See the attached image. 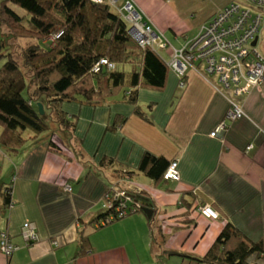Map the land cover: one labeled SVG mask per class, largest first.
Wrapping results in <instances>:
<instances>
[{"label":"crops","instance_id":"1","mask_svg":"<svg viewBox=\"0 0 264 264\" xmlns=\"http://www.w3.org/2000/svg\"><path fill=\"white\" fill-rule=\"evenodd\" d=\"M136 2L172 45L170 54L194 38L195 30L173 8L164 6L163 13L162 0L159 14L150 7L156 0ZM160 28H170L174 41ZM258 39L256 49L264 54V18ZM232 97L214 76L191 69L181 77L171 70L164 90L141 89L140 114L119 97L95 107L65 103L79 122L74 135L68 130L54 135L59 151L48 138L34 147L27 142L13 157L0 148V233L8 231L17 247L11 257L0 249V264H200L194 258L206 255L229 222L264 241V80L240 101L245 115L212 136ZM146 153L179 161L181 178L170 180L166 189L144 174L120 183L152 197L160 211L155 232L167 235L165 246L154 243L143 213L90 231L106 208L109 188H118L115 167L102 161L114 158L122 169L137 168ZM9 184L11 205L3 194ZM202 199L220 212L218 219L199 211ZM25 224L32 225L35 239L26 237ZM82 233L89 236L86 250ZM258 259L264 264V255Z\"/></svg>","mask_w":264,"mask_h":264},{"label":"trees","instance_id":"2","mask_svg":"<svg viewBox=\"0 0 264 264\" xmlns=\"http://www.w3.org/2000/svg\"><path fill=\"white\" fill-rule=\"evenodd\" d=\"M125 1L119 2L121 13L125 12ZM9 4L26 12L18 16L9 11ZM116 7L109 0H0V148L8 156L21 153L27 142L36 146L43 138H48L50 147L59 151L54 135L67 130L74 135L79 122L78 116L66 111L65 103L95 107L119 97L140 114L141 89L162 91L167 87L171 69L164 57L137 42L124 14ZM15 40L19 45H15ZM38 103H43L45 114L40 112ZM113 127L114 124L110 126ZM173 161L146 153L137 168L122 169L116 159H104L103 165L115 167L118 188L112 186L106 193V208L93 219L96 228L143 213V206L155 209L146 190H133L120 181L144 174L155 186L166 189L170 180L165 173ZM12 186L6 185L3 193L7 205L12 204ZM201 203L210 205L204 199ZM125 210L128 212L121 215ZM158 222V215L149 218L154 243L163 247L167 235L156 234L154 225ZM88 239V234L82 233L83 250L88 247ZM167 252L188 257L177 251ZM262 255L264 241L251 239L229 222L206 255L194 261L258 264Z\"/></svg>","mask_w":264,"mask_h":264},{"label":"built area","instance_id":"3","mask_svg":"<svg viewBox=\"0 0 264 264\" xmlns=\"http://www.w3.org/2000/svg\"><path fill=\"white\" fill-rule=\"evenodd\" d=\"M109 1L118 5L122 0ZM169 1H174L181 17L190 22L191 30L196 31L194 38L180 49H174L172 54L173 47L165 35L145 20L136 3L134 5L131 0H126L122 9L128 12L130 33L137 42L164 57L172 71L181 77H185L191 69L202 71L206 76L217 78L221 89L231 92L230 109L212 132V136H218L229 124L245 115L240 101L264 80V54L259 53L253 45L264 18V0ZM181 84L184 86L185 81H181ZM165 178H181L179 161L172 162ZM66 189L72 190V187L68 185ZM121 194L126 192L122 191ZM199 211L208 218L220 216L210 205L199 206ZM120 214L124 215L125 211ZM24 231L29 240L36 238L31 224H25ZM0 249L8 257L17 249L8 231L0 233Z\"/></svg>","mask_w":264,"mask_h":264},{"label":"rangeland","instance_id":"4","mask_svg":"<svg viewBox=\"0 0 264 264\" xmlns=\"http://www.w3.org/2000/svg\"><path fill=\"white\" fill-rule=\"evenodd\" d=\"M144 0H140V2L142 3ZM169 2V3H167V2ZM160 2H161V0H156V2H154L153 4H151V8L152 9H154L155 10V13H157V14H159L158 13V10L156 11V8H158L159 6H160ZM162 2L165 4V5H163L162 7L163 8H160V9H162L163 10V13H164V11H165V9H164V6H166L167 7V10H170L169 8H173V10H174V12H176V14H178L179 13V15H180V13L181 12H179V10H178V8H176V7H174L173 5H175L174 4V1H173V3L171 2V1H169V0H162ZM124 3H126V1L124 2ZM131 3H133L134 5H135V3L137 4V2H136V0H131ZM172 4V5H171ZM8 7H9V11H12L14 14H16V15H22V14H24L26 11L24 10V9H22L21 7H19L18 5H14V4H9L8 5ZM113 7V6H112ZM117 10L121 13V5L119 4V5H117ZM120 9V10H119ZM138 10L140 11V12H142V10L138 7ZM123 12V11H122ZM153 13H154V11H153ZM122 15L124 14V17H125V19H126V21L129 23V21H128V19H127V16H128V12H123V13H121ZM142 14L145 16V14L142 12ZM181 16V15H180ZM177 20L178 21H181L182 22V24L184 23L179 17H178V15H177ZM145 20H147L148 22H149V20L148 19H146L145 18ZM158 20H159V22L161 23V21H160V19H159V17H158ZM150 23V22H149ZM164 23H165V25H169V27H171V25H172V23L171 22H169V18H165L164 19ZM150 24H152V23H150ZM129 25H130V23H129ZM153 25V24H152ZM131 26V25H130ZM159 27V26H158ZM161 27H163V25H162V23H161ZM161 29V28H160ZM161 30H163V29H161ZM129 31H130V29H129ZM163 31H165V33H166V35L170 38V41H174V39H175V37H174V34H173V32H172V30L170 29V28H167V31L166 30H163ZM195 34H196V32L195 31H191L190 32V36L191 37H194L195 36ZM133 36V35H132ZM0 39H1V30H0ZM172 41V42H173ZM13 42H16L15 43V45L17 46V45H19V43H18V41L17 40H15V41H13ZM177 42V41H176ZM177 44V43H176ZM175 44V45H176ZM15 49V48H14ZM20 49V48H19ZM20 52V51H19ZM20 59L22 60V57H20ZM193 70H196V69H193ZM196 71H198V70H196ZM202 72V71H201ZM186 77V76H185ZM181 81H183V78L181 79ZM253 146H251V145H249V146H247V148H252ZM67 190V189H66ZM103 209V207L101 208V210ZM134 215H130V216H128V217H126V219L127 218H131V217H133ZM89 230L91 231V230H99V227L98 228H95V227H91V228H89Z\"/></svg>","mask_w":264,"mask_h":264},{"label":"water","instance_id":"5","mask_svg":"<svg viewBox=\"0 0 264 264\" xmlns=\"http://www.w3.org/2000/svg\"><path fill=\"white\" fill-rule=\"evenodd\" d=\"M258 40H259L258 37H256L255 40L253 41L254 46L257 45ZM38 106H39L40 112L42 114H45V108H44L43 103H38ZM142 210L149 218H151L155 214V209L151 207H142Z\"/></svg>","mask_w":264,"mask_h":264},{"label":"bare ground","instance_id":"6","mask_svg":"<svg viewBox=\"0 0 264 264\" xmlns=\"http://www.w3.org/2000/svg\"><path fill=\"white\" fill-rule=\"evenodd\" d=\"M216 1H218V0H216ZM211 6H212V2H210V5H209V8H211ZM187 23H188V26H189V28H190V22L187 20V19H185V18H183ZM214 132V131H213ZM71 186V185H70ZM156 206V205H155ZM143 207H146V206H143ZM125 212L127 213L128 211L127 210H125ZM160 213V211L158 212L157 211V209L155 208V214L151 217V219L152 218H154V217H156L158 214ZM143 214H145L144 212H143ZM146 215V214H145ZM130 216V215H129ZM149 218V217H148Z\"/></svg>","mask_w":264,"mask_h":264},{"label":"clouds","instance_id":"7","mask_svg":"<svg viewBox=\"0 0 264 264\" xmlns=\"http://www.w3.org/2000/svg\"><path fill=\"white\" fill-rule=\"evenodd\" d=\"M160 32V31H159ZM258 37V36H257ZM256 47V46H255Z\"/></svg>","mask_w":264,"mask_h":264}]
</instances>
